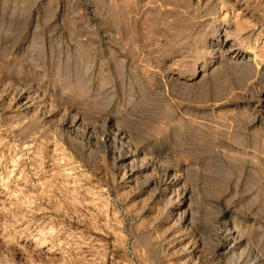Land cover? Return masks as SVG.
Instances as JSON below:
<instances>
[{
	"label": "rangeland",
	"instance_id": "374dc122",
	"mask_svg": "<svg viewBox=\"0 0 264 264\" xmlns=\"http://www.w3.org/2000/svg\"><path fill=\"white\" fill-rule=\"evenodd\" d=\"M228 262L264 264V0H0V264Z\"/></svg>",
	"mask_w": 264,
	"mask_h": 264
},
{
	"label": "bare ground",
	"instance_id": "6f19581e",
	"mask_svg": "<svg viewBox=\"0 0 264 264\" xmlns=\"http://www.w3.org/2000/svg\"><path fill=\"white\" fill-rule=\"evenodd\" d=\"M233 46V45H232ZM228 49H229V47H228ZM239 50V49H238ZM244 54V53H243ZM236 55H239L240 57H241V55H242V53H238V54H236ZM245 56H247V55H245ZM241 59V58H240ZM248 59V58H247ZM126 152V151H125ZM120 153V152H119ZM125 161V160H124ZM120 163V162H119ZM123 164V163H122ZM126 165V164H125ZM129 167V166H128ZM132 170V169H131ZM130 170V171H131ZM123 172H124V170H123ZM125 173V172H124ZM124 177V176H123ZM173 179V178H172ZM173 184V183H172ZM170 190V189H169ZM172 201V200H171ZM169 202V201H168ZM170 203V202H169ZM171 203H173V202H171ZM181 215V214H180ZM170 217V216H169ZM186 218V217H185ZM177 219H178V217H177ZM180 220V219H179ZM176 222V221H175ZM185 222V221H184ZM185 231V230H184ZM186 232V231H185ZM195 238V237H194ZM194 244V243H193ZM233 244V243H232ZM222 246H223V244H222ZM188 247V246H187ZM227 247V246H226ZM185 249V248H184ZM187 249V248H186ZM235 249V248H234ZM190 250V249H189ZM227 250V249H226ZM182 252H184V251H182ZM227 252V251H226ZM229 252H231V251H229ZM185 253V252H184ZM227 254H228V252H227ZM225 255V254H224ZM229 255V254H228ZM227 255V256H228ZM227 258V257H226ZM233 259V258H232ZM231 260V259H230ZM228 261V260H227ZM226 261V262H227ZM234 261V260H233ZM237 262V261H236ZM235 263V262H234ZM228 264H229V262H228Z\"/></svg>",
	"mask_w": 264,
	"mask_h": 264
}]
</instances>
